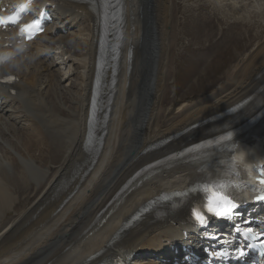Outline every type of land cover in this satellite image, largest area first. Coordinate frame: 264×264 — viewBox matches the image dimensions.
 <instances>
[{"label": "bare ground", "instance_id": "obj_1", "mask_svg": "<svg viewBox=\"0 0 264 264\" xmlns=\"http://www.w3.org/2000/svg\"><path fill=\"white\" fill-rule=\"evenodd\" d=\"M21 1L1 0L0 7ZM189 2L193 42L203 53L177 98L174 0H126L125 30L117 40L103 29L97 33V13L67 0H33L32 8H45L52 18L34 42L18 45L16 29L0 31V53L9 57L0 67V264H87L94 254L118 251L134 264L172 263L185 256L182 245L196 249L225 238L224 223L175 224L169 211L185 196L164 200L197 182L202 163L218 156L209 147L203 160L181 158L183 150L192 153L220 138L264 102V34L255 29L260 21L264 30V0ZM221 24H227L224 32L216 29ZM97 39L100 53L103 43L123 39L126 46L117 68L102 75L111 94L100 98L92 138L87 120ZM233 46L230 64L220 71ZM47 68L50 80L39 75ZM211 72L209 78L218 75L209 81L211 90L185 103ZM9 76L14 82L3 83ZM167 102L178 107L171 112ZM233 106L245 107L220 118ZM150 204L153 210L133 223ZM152 255L157 262L146 260Z\"/></svg>", "mask_w": 264, "mask_h": 264}, {"label": "rangeland", "instance_id": "obj_2", "mask_svg": "<svg viewBox=\"0 0 264 264\" xmlns=\"http://www.w3.org/2000/svg\"><path fill=\"white\" fill-rule=\"evenodd\" d=\"M194 1L195 0H190V2L188 4H192V3H194ZM174 2H175L176 7L178 8V11H176V13H174L175 17H177L176 18L177 23H175L174 26L176 25L175 26L176 29L178 28L177 29V35L178 36H177L176 46H175V49H174V57H175V59H174V67H175V69H174V72H175L174 78H175V84H172V86L176 87L175 89H176V92H177V94H176V98H177V96L183 95V93L185 92V90H186V88L188 86L189 80L192 77V74H193V72L195 70L194 66H195V68L197 66V65H195L196 63L194 62V58L196 59V56H199V54H202L203 50L198 49V45L197 46L194 45V42H193V39H194L193 37L195 36V34H197V31H196L195 28H193L191 22H189L191 14H188L185 11V8H186V5H187V0H174ZM257 17H258V19L262 18L261 15H258ZM257 17L255 18V20H257V22H258ZM226 25L227 24L218 25L221 28L219 29V27L217 26L216 27L217 31L218 32H224L226 30V28H227ZM256 26L257 27L255 29L258 30V32H261V33L264 34V30L261 27L262 25H261L260 21L258 22V24ZM190 27H192V28H190ZM235 28H237V30L240 31V29H239V27L237 25H235ZM235 31H236V29H235ZM253 31H254V29H253ZM253 31H251L249 34H251ZM58 33H60L62 35L63 34L66 35V32L65 33L64 32H58ZM190 35H192V37ZM189 41H190L191 44L189 43ZM238 44H240V43H238ZM204 45H207V44H204ZM232 48H230L229 51H228L229 55L225 56L226 61H224V60L219 61L220 67H221L220 71H223L227 67V64H230V60L227 57H231V58L233 57V55H234L233 52H235V50H234L235 47L233 46ZM193 52H194V54H193ZM56 53H58V52H56ZM18 56H19V54L16 57H18ZM40 59L43 60V58H40ZM24 60H26V58H24ZM191 60H193V61H191ZM226 62H228V63L226 64ZM192 63H193V65H192ZM48 70L49 69L47 68V71H42V72H40L39 75H41L44 78H47V79L50 80V76H49V73H48L50 71H48ZM211 74H212V72L209 75H207V77H205L204 80L199 81L198 83L200 85H197V87H195V85L193 86V89H191V91H190L191 95L188 96L191 99H188L185 103H188L189 101H192V100H196L198 98V95H200L202 93L209 92V90H211V88H208V87H213V86L209 85L210 84L209 81L213 80L214 78H216L218 76V75H214L213 74L214 76L209 78V76ZM190 75H191V77H190ZM169 86H171V83L169 84ZM172 96H173L172 89H169L168 90V97H172ZM179 98H182V97H178V99ZM169 102H170V100H169ZM169 102L165 103V106L170 108L171 112H173L178 107V105H172ZM172 106H175L176 108L173 109ZM152 257H153V255H152ZM153 258H151V259L155 260L156 262L158 261V260L155 259L156 257H153Z\"/></svg>", "mask_w": 264, "mask_h": 264}, {"label": "snow or ice", "instance_id": "obj_3", "mask_svg": "<svg viewBox=\"0 0 264 264\" xmlns=\"http://www.w3.org/2000/svg\"><path fill=\"white\" fill-rule=\"evenodd\" d=\"M18 18V15L7 17L0 16V26H8L10 23L17 22ZM40 30L42 31L43 29L41 28ZM223 139H231V133ZM237 165L247 167L244 163V157L242 154L233 156L232 162L228 165V167L233 169ZM255 183L259 185V188L253 187L252 191L259 192V194L256 195L254 199L256 202H264V170L260 172ZM232 187L233 185L231 182L215 180L209 183L198 184L195 188L191 189V191L197 192V190H199V192L203 194L205 200L203 207L206 209L208 214L217 218H231L236 210L242 205V200L233 196L231 192ZM235 187H240V185L237 184ZM192 215L201 225L207 224V218L199 209L193 208ZM236 230L240 231L238 226ZM251 231L252 230L249 228L248 232ZM245 235L247 238V233H245ZM239 255L243 256L244 253L241 251Z\"/></svg>", "mask_w": 264, "mask_h": 264}]
</instances>
